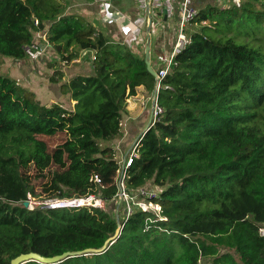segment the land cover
<instances>
[{"label": "trees", "instance_id": "1", "mask_svg": "<svg viewBox=\"0 0 264 264\" xmlns=\"http://www.w3.org/2000/svg\"><path fill=\"white\" fill-rule=\"evenodd\" d=\"M67 5L0 0V55L25 58L34 32L45 33V49L61 61L91 55L88 71L61 85L72 109L42 104L0 74V264L20 253L65 251L82 252L53 264H264V0L196 2L190 41L157 94L163 111L139 131L124 169L125 192L157 187L152 201L161 211L135 206L127 217L115 207L125 205L117 204L121 165L104 142L121 135L126 99L139 86L151 92L154 76L142 44L114 39L108 25ZM58 130L67 134L60 148L68 164L55 172V196H93L104 207L23 206L35 192L21 167L48 168L51 154L38 135Z\"/></svg>", "mask_w": 264, "mask_h": 264}, {"label": "rangeland", "instance_id": "2", "mask_svg": "<svg viewBox=\"0 0 264 264\" xmlns=\"http://www.w3.org/2000/svg\"><path fill=\"white\" fill-rule=\"evenodd\" d=\"M69 1H67V4L74 5L68 9V12L72 11L80 13L89 19L95 20V22L98 23L97 21L99 19L97 18V15H93L92 13L90 14L88 10L86 11L85 9H82V6L79 4H75L76 0ZM84 12L86 14H84ZM97 25H99V23ZM187 27L192 26L189 25ZM102 29L104 32H107V29ZM38 33L43 32H34L33 42L42 43L44 38H40ZM113 38L116 40H122L121 37L116 35H113ZM141 44V50L144 52L145 45L144 43ZM42 45H45V48H50L47 46L48 44L46 41H44ZM48 48L45 49L44 54H42L37 59H31L26 55V57L23 59L15 60L14 58L0 55V74L14 78L21 87L32 91L35 95V98L42 104L51 105L52 103L57 102L66 108L72 109L75 101L70 98V94L68 92L69 90L67 88L65 90L62 89L61 85L65 83L67 84V82L70 80V77L75 73H86L89 69L88 59L91 55L87 54L88 52L82 51L78 58L67 63L66 61H61L59 55L53 50H48ZM260 51L264 53V48H260ZM87 55H89V58H85ZM151 58L152 60L154 59L153 50ZM56 70H61L62 74L60 75L56 72ZM51 77H53L55 80H52ZM153 90L150 92L143 86L137 87L136 94L129 96L126 99L125 108L127 112L123 114L121 120V135L114 138L113 140L104 142L106 145H109L113 148L114 156L120 165L123 164V161L126 163L128 157L135 154V142L137 141L136 139L139 135V131L143 129L145 130L146 124L151 115ZM140 113L147 115L146 120H142V127H137L135 131L131 130L130 133L129 130L131 128L129 125H132L131 123L137 124L139 122L137 119H135V117ZM38 137L46 142L47 150L51 154V164L43 171H38L32 164H27L21 167L22 176L33 186L35 192V196L28 195L29 208L30 205L34 207L35 205L44 204L50 199L58 198L55 196V193H58V190L54 184L55 172L66 169L68 164L66 154L60 148V145L67 138L65 130H58L51 135L39 134ZM119 179L120 176H118V181ZM145 189L147 192L157 191V187L152 188V186H147ZM93 199L95 201L92 200V202H94L95 206L104 207L100 199L95 197H93ZM120 199L121 198H118L119 202L117 201V204L120 203ZM92 202L88 201V203L85 205H90L89 203ZM115 207H118L121 210L120 212H125V205L124 210L119 206ZM201 264H211V260L203 259Z\"/></svg>", "mask_w": 264, "mask_h": 264}, {"label": "built area", "instance_id": "3", "mask_svg": "<svg viewBox=\"0 0 264 264\" xmlns=\"http://www.w3.org/2000/svg\"><path fill=\"white\" fill-rule=\"evenodd\" d=\"M112 1L113 0H100L102 20L106 24H116L119 28L122 40L128 44H150V36L156 33L160 25L161 17H176L175 36L172 46L169 50L162 51L156 55V67H153L155 70V94L153 95L152 93L151 101V116L153 123L163 111L157 100V94L161 87V82L174 64L175 55L180 53L190 41V36L186 33V29L194 20L197 14V8L194 5L193 0H134L141 13L134 19H127L123 13L113 8ZM34 24H37L36 19L34 20ZM38 36H40V38L43 37V40L45 41V33H38ZM24 49L28 57L31 59H37L44 52L45 45L33 42L26 45ZM136 145L137 141L135 142V147ZM133 156H135V154L129 156L126 163L123 161L118 175L120 176L118 181V198H121L125 202V215L127 217L132 213L134 208H136L135 206L139 207L142 211L152 210L156 213H160L161 206L159 203L152 201V197L155 196L156 191L147 192L145 188H140L136 196L140 195L144 198L135 200L136 196H129L124 190V169L129 165ZM92 200H94L93 196H87L84 198H53L44 204L47 208L53 209L81 206L87 204L88 201L92 202ZM89 204L94 205V202ZM30 208H33L32 205H30ZM260 233H264V228H260Z\"/></svg>", "mask_w": 264, "mask_h": 264}, {"label": "crops", "instance_id": "4", "mask_svg": "<svg viewBox=\"0 0 264 264\" xmlns=\"http://www.w3.org/2000/svg\"><path fill=\"white\" fill-rule=\"evenodd\" d=\"M67 1L69 0H66V2ZM210 1L211 0H204V2H210ZM196 2H199V0H193V3L195 6H197ZM75 4H79L80 6H82V9H85L86 11L88 10L90 14L92 13L93 15H97V18L99 19L97 22L99 23V25H97L98 23H96L95 20L90 19L97 26L100 27V23L106 24L104 23L101 17L100 0H76ZM112 4H113V8L123 13L127 19H134L141 13L140 9L138 8V5L136 4L134 0H113ZM72 5L74 4L67 5V11L68 9H70ZM84 14L86 13L84 12ZM106 25H108V27L113 30L114 35L121 37L119 28L117 27L116 24H106ZM175 28H176V17L175 16L173 17H165V16L163 17L162 16L161 17L160 25L156 33L150 36V60L152 64H155L156 55L158 53L162 51H167L172 46L174 36H175ZM43 42L44 41H42V43ZM152 50L154 51L153 60L151 58ZM141 115L142 113L138 114L135 117V119H139ZM131 124L132 125H129V127L134 128L135 126H133V124L135 123H131Z\"/></svg>", "mask_w": 264, "mask_h": 264}, {"label": "water", "instance_id": "5", "mask_svg": "<svg viewBox=\"0 0 264 264\" xmlns=\"http://www.w3.org/2000/svg\"><path fill=\"white\" fill-rule=\"evenodd\" d=\"M144 61L146 64V68L147 71L154 76L155 75V70L151 64V60H150V44L146 43L145 48H144ZM153 95L155 94V90H153ZM152 123V116L150 115L148 122L146 124V128L147 129L150 124ZM23 206L25 207H29V202L27 200L23 201ZM119 227L116 230V234L119 233ZM112 238V239H111ZM109 238L104 246L102 247L101 250L104 249L105 245L113 240V237ZM84 251H91V249H85ZM82 251H77V252H72V251H65L62 254L59 255H54V256H50V257H46V256H42L38 253L35 252H27V253H20L19 255H17L16 257H14L13 259H11L10 264H24L27 261H36L39 263H43V264H53V263H57L59 261L64 260L65 258L71 257V256H75L80 254Z\"/></svg>", "mask_w": 264, "mask_h": 264}]
</instances>
